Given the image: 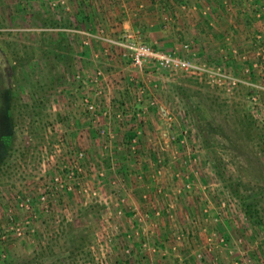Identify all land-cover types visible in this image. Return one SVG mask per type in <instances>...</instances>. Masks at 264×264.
<instances>
[{
	"label": "rangeland",
	"instance_id": "obj_1",
	"mask_svg": "<svg viewBox=\"0 0 264 264\" xmlns=\"http://www.w3.org/2000/svg\"><path fill=\"white\" fill-rule=\"evenodd\" d=\"M156 3L181 12L196 33L220 36L216 51L194 30L179 46L148 44L195 65H148L167 79L172 111L166 144L144 148L167 178L157 184L159 206L142 197L148 208L110 188L119 160L93 159L77 141L81 116L95 117L83 98L100 66L81 57L88 45L70 15L77 4L0 0V264H264V0ZM146 92L148 111L156 102ZM100 122L94 132L105 138L113 120ZM134 128L125 144L138 153ZM141 163L125 161L126 174ZM247 199L257 215L248 216Z\"/></svg>",
	"mask_w": 264,
	"mask_h": 264
},
{
	"label": "crops",
	"instance_id": "obj_2",
	"mask_svg": "<svg viewBox=\"0 0 264 264\" xmlns=\"http://www.w3.org/2000/svg\"><path fill=\"white\" fill-rule=\"evenodd\" d=\"M71 1L77 4L76 8L73 9L74 11L70 13L74 17L72 20L87 35L84 37L88 41V46H85L88 51L81 57L82 59L85 58L84 60L87 61L88 65L100 64L97 68L103 74L106 105H111L110 109L113 110L115 107H112L111 103L115 105L116 102L127 101L125 96L128 93L131 97L130 92H125L130 75L136 76L144 84L147 91L146 97L148 95L145 102L148 103L151 100L156 102L154 106L150 104V108L141 124L134 121L131 125V127L135 126L134 130H137V133H140L136 137V139L138 138L136 141H139L140 146V149H137L138 153L135 151V145L128 144L126 149L125 142L128 139L131 140L127 137L134 133H132L133 131L128 132L129 125L124 121L106 123L104 126L108 130L107 136L100 138L94 132V122L96 121L88 120L82 115L78 123L80 124V130L77 141L88 149L93 159L101 158L100 160H103L105 164H107V161L110 164L111 161L116 160L121 162L120 166H117L114 170L111 168L112 171L109 170L110 173L108 172V180L111 181L108 182L110 188L123 192L128 189L132 192L134 206L144 204V207L148 208H152L151 206L157 207L160 203L158 199H162L164 193L162 190L163 184H157L164 181L166 183L167 178H159V175H156L157 166L154 154L145 153L144 148L147 144L159 147L167 142L165 118L169 112H172L164 95L167 92V89L164 88L167 79L157 74V72H153L154 69L148 65L128 66L123 59L117 56L116 47L110 41L123 35H136L151 46L171 48L174 45L179 46L180 42L186 39L188 35L185 32L194 30L186 27L187 24L192 25L193 23L188 18H184L185 15L181 12L165 8L159 9L156 0ZM176 30L181 32L178 33ZM217 30H202L199 34L195 30L193 32L197 35V40H199L198 36L200 39L206 40L203 42L204 45H209L210 48H214L216 51L219 48V41L216 38L220 36ZM106 66H108V71L105 69ZM154 85L156 86L154 87ZM129 95H127V98H130ZM98 124L100 125L99 121ZM141 129L142 131H140ZM156 133L159 134V137L157 135L156 137L153 136ZM101 143L104 145V149L101 148ZM130 155L131 159L135 156L140 161L142 160V163L135 168L136 172L133 175L131 173L126 174V171L129 172V170H127L125 161L129 164ZM146 195L149 199H153L151 206L147 199L141 200Z\"/></svg>",
	"mask_w": 264,
	"mask_h": 264
},
{
	"label": "built area",
	"instance_id": "obj_3",
	"mask_svg": "<svg viewBox=\"0 0 264 264\" xmlns=\"http://www.w3.org/2000/svg\"><path fill=\"white\" fill-rule=\"evenodd\" d=\"M110 42L116 47L117 56L123 59L130 67L152 65L157 70L170 71L177 70L181 67H195L190 61L180 58L173 53L155 49L144 42L134 39L132 35H123L118 39H111ZM83 43L88 45V41L86 40ZM103 80V74L98 70L91 77L90 85H87L84 94L83 102L86 111L92 117H96L92 118V120L100 122L103 117L106 121L110 122L112 120L116 122H127L129 127H131L134 121L139 123L147 112V107L141 103L144 100L145 87L140 85L133 77H129V92L137 96V103L136 100L135 103L132 101H123L114 108L115 113L112 115L102 101V97L104 98L105 94ZM100 133L106 134V128L103 127ZM132 141L134 143L135 139ZM82 155V152L78 154L79 157ZM67 188L70 189V186Z\"/></svg>",
	"mask_w": 264,
	"mask_h": 264
},
{
	"label": "trees",
	"instance_id": "obj_4",
	"mask_svg": "<svg viewBox=\"0 0 264 264\" xmlns=\"http://www.w3.org/2000/svg\"><path fill=\"white\" fill-rule=\"evenodd\" d=\"M246 211L248 213V216H254L257 215V211L254 209L253 203L251 201L246 200Z\"/></svg>",
	"mask_w": 264,
	"mask_h": 264
}]
</instances>
